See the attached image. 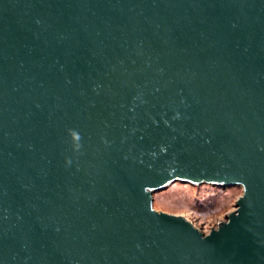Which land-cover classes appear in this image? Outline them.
Here are the masks:
<instances>
[{
	"label": "water",
	"instance_id": "1",
	"mask_svg": "<svg viewBox=\"0 0 264 264\" xmlns=\"http://www.w3.org/2000/svg\"><path fill=\"white\" fill-rule=\"evenodd\" d=\"M0 264H264V0H0Z\"/></svg>",
	"mask_w": 264,
	"mask_h": 264
},
{
	"label": "rangeland",
	"instance_id": "2",
	"mask_svg": "<svg viewBox=\"0 0 264 264\" xmlns=\"http://www.w3.org/2000/svg\"><path fill=\"white\" fill-rule=\"evenodd\" d=\"M243 191L241 185L177 180L155 191L154 206L158 210L185 215L203 231L209 232L236 209L235 204Z\"/></svg>",
	"mask_w": 264,
	"mask_h": 264
}]
</instances>
